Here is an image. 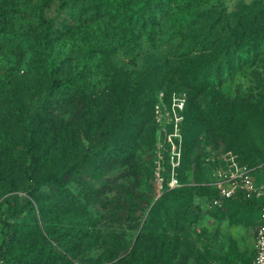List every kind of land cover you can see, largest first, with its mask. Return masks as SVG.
Masks as SVG:
<instances>
[{"label": "rangeland", "instance_id": "obj_1", "mask_svg": "<svg viewBox=\"0 0 264 264\" xmlns=\"http://www.w3.org/2000/svg\"><path fill=\"white\" fill-rule=\"evenodd\" d=\"M256 1L161 0L143 24L134 26L129 39L117 12L134 8L137 0H53L45 15L54 20L48 54L61 59L57 77L78 69L85 44L102 39L105 58L91 60L92 69L82 74L78 89L47 95V54L37 44L41 28L33 17L38 1L0 0V133L11 144L25 138L12 90L25 114H39L36 141L44 158L34 176L61 172L84 151H97L102 132L109 131L105 153L92 157L63 189L48 185L38 194L41 201L78 202L80 213L63 219L62 226L83 228L91 237L71 264H111L124 256L107 260L112 244L132 246L143 216L158 198L183 187L193 189L196 220L168 232L170 239L156 246L138 240L143 245L140 264L226 262L232 244L237 259L226 263L252 262L256 211L227 202L215 214L207 209L203 193L210 173L208 155L227 149L246 157L256 184L264 183V51L254 66L235 69L218 86L198 90L190 77L226 40L236 17ZM211 8L210 19L221 14L217 26L224 29L193 44L204 18L196 16ZM253 13L248 10V28H264V9ZM27 165L21 151L9 152L0 144V177L11 183L8 187L0 179V241L9 231L4 223L22 236L23 231L45 232L54 221L42 220L34 201L33 210L8 215L7 210L28 198ZM173 176L178 179L175 187ZM117 206L126 212L124 217L109 215ZM49 247L58 246L50 242ZM122 264L137 263L132 258Z\"/></svg>", "mask_w": 264, "mask_h": 264}, {"label": "trees", "instance_id": "obj_2", "mask_svg": "<svg viewBox=\"0 0 264 264\" xmlns=\"http://www.w3.org/2000/svg\"><path fill=\"white\" fill-rule=\"evenodd\" d=\"M37 1L34 7L33 17L37 25L41 28L37 44L41 51L47 54V95L58 90L78 89L82 74L92 69L91 60L96 57L100 59L105 58L103 40L101 39L99 42L93 44H85L78 55V69L68 76L57 77L61 59L54 57L52 54H48L54 20L45 15V11L52 4L53 0ZM113 1L118 3L130 0ZM160 3L161 0H137V5L134 8L127 10L121 8L118 10L119 21L124 24L129 39L134 38V26L138 23L143 24L144 20L151 14V11L156 9ZM60 6L64 7V4L61 3ZM262 9H264V0H257L249 4L246 10L236 17L234 28H231L232 31L230 30L226 40L219 44L211 53L208 63L193 70L195 74H191L190 77L193 87L198 90H203L213 84L218 86L224 79H230L235 69H247L257 63L259 54L264 51V28L251 31L246 22L248 10H252V12H254L252 15H256L259 14ZM213 10L212 8L202 10L196 16L198 18H204L201 29L193 37V44H198L200 41L204 40L213 30L219 28V31H223V25L217 26L221 14H219L217 18L210 19V14ZM227 27L229 29V26ZM20 61L21 60H18V65ZM11 94L18 107V115L25 123V138L21 144H11L6 137L0 133V144L6 151L11 152L13 148H16L26 155L28 159L26 169V195L28 198L24 199V203L17 206L14 210H7L9 213L8 215L14 217L22 214L28 209L33 210L32 201H34L37 203V210L40 218L44 220L46 217H52L54 221L51 227L46 229L45 232H39L40 234L35 235L32 232L23 231L22 236H19L18 232L15 231L18 229H16L14 225L4 223L9 231L2 236L0 241V264H71L70 259L73 258L74 255H77L78 248L84 243L83 241L88 239L89 236L91 237L90 233L83 228L71 224L62 226L61 221L63 219L70 218V216H78L80 213V209L77 208L78 202H73V199L65 203L49 202L47 199L41 201L38 194L43 186L51 185L57 189H63L71 178L76 177L80 173L82 168L92 157L103 154L107 149L106 138L109 135V131L105 130L102 132V144L97 151L89 149L84 151L77 161L67 165L61 172L49 171L42 175L34 176V173L39 169L42 159L44 158V152L38 149L36 141V124L39 120V114L38 112L34 115L25 114L22 103L19 99L14 98V92L12 90ZM262 104L264 107V103ZM227 150L236 154L241 164H246L250 167L248 162L246 163V157L240 156L235 150ZM0 179L5 180L6 185L10 187L11 183L8 179L2 176ZM192 190L191 187L175 188L158 198L150 207L146 216H143V225L140 234L136 240H134L132 246L129 247L128 244L124 243L112 244V251L109 252L107 260L112 261L118 254H124V256L118 258L111 264H122L124 261L132 258L136 259L137 264H140L141 260H137L139 257L138 252L140 251L138 249L139 247H143V245H140V241L138 240L146 241L148 245L151 243L150 246H156L158 242H165L170 239L167 234L168 232L180 227L188 220L189 222L195 221L197 217L195 211L197 208L195 206L193 207L191 204L193 200ZM203 195L206 198L207 209L215 214L219 213V207L228 202L229 204L234 203L236 206H244L245 209L248 207L255 210L258 219L261 208L260 200L236 196L222 200L220 205H211L212 200L217 198L218 195L216 190L207 184ZM160 202H164V205L156 208L157 205H160ZM148 203L150 202L148 201ZM118 209L117 206V210ZM119 211L120 210L116 211V209L114 211L113 208V211L109 212V215L117 217L118 214H121V216L124 217L126 212L122 214V212ZM50 242L55 243L58 247H55V249L49 247ZM108 242H112V240H108ZM16 244H19V247H15ZM129 249L130 251L128 252ZM231 258L237 259V249L233 244L230 246L225 261L229 263ZM226 262L222 263L228 264Z\"/></svg>", "mask_w": 264, "mask_h": 264}, {"label": "built area", "instance_id": "obj_3", "mask_svg": "<svg viewBox=\"0 0 264 264\" xmlns=\"http://www.w3.org/2000/svg\"><path fill=\"white\" fill-rule=\"evenodd\" d=\"M181 109L182 104H176ZM210 173L207 185L214 188L218 197L211 205H220L222 200L236 196L261 201V208L257 220L256 234L253 244V259L251 264H264V183L257 185L253 177V169L241 164L232 151H215L208 155ZM178 185L176 177L171 178V187ZM207 264H224L218 260H211Z\"/></svg>", "mask_w": 264, "mask_h": 264}]
</instances>
